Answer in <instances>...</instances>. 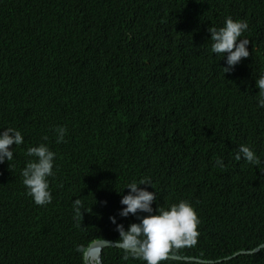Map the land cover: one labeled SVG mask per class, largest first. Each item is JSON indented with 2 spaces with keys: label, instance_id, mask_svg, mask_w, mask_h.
Listing matches in <instances>:
<instances>
[{
  "label": "trees",
  "instance_id": "1",
  "mask_svg": "<svg viewBox=\"0 0 264 264\" xmlns=\"http://www.w3.org/2000/svg\"><path fill=\"white\" fill-rule=\"evenodd\" d=\"M229 17L251 43L225 74L208 29ZM261 76L264 0H0V134L24 140L0 164V264H86L93 242L148 215H120L141 180L153 214L183 201L199 219L196 244L169 256L204 263L160 264H264V249L217 262L264 245ZM41 144L55 153L43 206L22 175ZM241 145L259 165L236 159ZM102 263L147 261L108 247Z\"/></svg>",
  "mask_w": 264,
  "mask_h": 264
},
{
  "label": "clouds",
  "instance_id": "2",
  "mask_svg": "<svg viewBox=\"0 0 264 264\" xmlns=\"http://www.w3.org/2000/svg\"><path fill=\"white\" fill-rule=\"evenodd\" d=\"M249 25L244 21H233L232 18L226 20V26L217 30L210 27L208 31L211 34L212 52L227 56V67L223 68L225 74L230 73L242 59L250 56L248 46L251 43L248 39H240L242 34L248 29ZM260 95L264 97V76L257 81ZM260 107H264V99L259 101ZM57 143L64 142L66 129L57 128ZM47 140V137H44ZM24 143L21 133L13 128H8L0 134V164L9 162L13 159L11 146H19ZM27 155L36 159L27 163L22 172L24 177L23 183L29 189V195L34 198L37 205H46L51 203L52 196L49 189L47 178L53 175L55 153L41 144L38 147H30ZM243 157L247 162L256 165L260 160L249 147L241 145L236 155V159ZM217 164L223 167V162L218 160ZM140 185H150V181L141 180L139 185L132 182L127 186L130 194L123 196L121 204L126 206L121 211L122 217H128L130 214L135 216L137 213H148L141 218L140 223H132L127 230L124 226L118 225L117 231L120 234L119 241L115 242L125 251H131L138 256H142L147 264H160L167 258L175 259L169 256L173 248L195 245L199 235L197 227L199 219L195 210L187 202H180L173 205L170 210L158 208L159 214H153L152 204L156 200V195L144 190ZM82 201L75 200L74 209L77 215L81 213ZM115 224L114 217L111 218ZM96 242V241H95ZM94 243V242H93ZM89 248V247H88ZM87 251V250H86ZM86 253V252H85ZM180 258V257H177ZM128 259L127 256L124 257ZM180 258L177 260H184ZM96 262V259L95 261ZM222 262V261H221ZM103 264V263H102Z\"/></svg>",
  "mask_w": 264,
  "mask_h": 264
},
{
  "label": "water",
  "instance_id": "3",
  "mask_svg": "<svg viewBox=\"0 0 264 264\" xmlns=\"http://www.w3.org/2000/svg\"><path fill=\"white\" fill-rule=\"evenodd\" d=\"M108 247H114V248H120L116 245L115 242L113 241H96L94 243H92L89 248L87 249L86 253H85V263L86 264H102V252L105 248H108ZM120 249H123V248H120ZM264 249V245H261L260 247L256 248L255 250L253 251H248V252H240V253H237L235 254L234 256H231L227 259H224V260H219L217 261L218 263L221 262V261H225V260H230V259H233L235 257H237L238 255H241V254H255L257 252H259L260 250ZM97 252V258H96V262H92L91 260H89L88 258V255L90 252ZM171 258H175V259H180V258H177V257H171ZM185 261H193V262H200V263H204L203 260H200V259H190V258H185L184 259ZM209 263H214V262H209Z\"/></svg>",
  "mask_w": 264,
  "mask_h": 264
},
{
  "label": "bare ground",
  "instance_id": "4",
  "mask_svg": "<svg viewBox=\"0 0 264 264\" xmlns=\"http://www.w3.org/2000/svg\"><path fill=\"white\" fill-rule=\"evenodd\" d=\"M89 260H91L92 262L95 261V259L97 258V252H90L88 255Z\"/></svg>",
  "mask_w": 264,
  "mask_h": 264
}]
</instances>
